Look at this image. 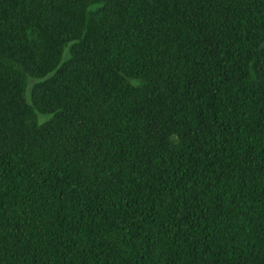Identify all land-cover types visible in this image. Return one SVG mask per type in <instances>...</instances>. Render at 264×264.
<instances>
[{
    "label": "trees",
    "instance_id": "16d2710c",
    "mask_svg": "<svg viewBox=\"0 0 264 264\" xmlns=\"http://www.w3.org/2000/svg\"><path fill=\"white\" fill-rule=\"evenodd\" d=\"M0 264H264V0H0Z\"/></svg>",
    "mask_w": 264,
    "mask_h": 264
},
{
    "label": "rangeland",
    "instance_id": "374dc122",
    "mask_svg": "<svg viewBox=\"0 0 264 264\" xmlns=\"http://www.w3.org/2000/svg\"><path fill=\"white\" fill-rule=\"evenodd\" d=\"M41 119H42V116H41Z\"/></svg>",
    "mask_w": 264,
    "mask_h": 264
}]
</instances>
